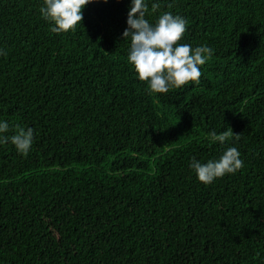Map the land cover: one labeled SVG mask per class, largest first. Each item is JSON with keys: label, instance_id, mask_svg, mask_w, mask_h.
Returning a JSON list of instances; mask_svg holds the SVG:
<instances>
[{"label": "trees", "instance_id": "trees-1", "mask_svg": "<svg viewBox=\"0 0 264 264\" xmlns=\"http://www.w3.org/2000/svg\"><path fill=\"white\" fill-rule=\"evenodd\" d=\"M145 2L214 50L199 84L139 80L132 0H92L60 34L43 0H0V135L34 129L26 156L0 144V264H264V0ZM228 147L244 166L200 182L192 158Z\"/></svg>", "mask_w": 264, "mask_h": 264}, {"label": "clouds", "instance_id": "clouds-1", "mask_svg": "<svg viewBox=\"0 0 264 264\" xmlns=\"http://www.w3.org/2000/svg\"><path fill=\"white\" fill-rule=\"evenodd\" d=\"M90 2L92 0H43L40 13L52 25V33H67L69 30L75 31L77 24L82 23V9ZM151 7L155 12L159 4L153 3ZM147 13L145 0H132L127 17L128 27L123 32V40L130 38L128 62L139 80L147 82L149 91L158 94H167L190 81L199 84L202 75L200 66L211 59L214 50L208 46L192 48L191 45L178 43L186 32L187 21L183 17L166 12L152 24L145 18ZM9 130L7 122H0V134ZM210 135L213 141L221 144L227 142L230 136L237 140L240 138V134L232 130H225L219 135L212 132ZM33 140L34 129L19 125L15 126V134L11 137L0 135V144L10 141L17 152L25 156ZM240 155L236 147H228L217 160L201 163L193 157L190 168L200 182L209 185L227 174L238 172L244 166Z\"/></svg>", "mask_w": 264, "mask_h": 264}]
</instances>
